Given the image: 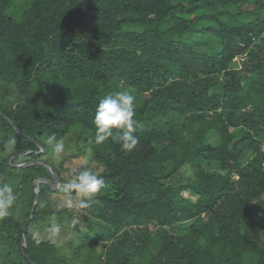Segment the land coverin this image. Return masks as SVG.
Masks as SVG:
<instances>
[{"label":"trees","instance_id":"obj_1","mask_svg":"<svg viewBox=\"0 0 264 264\" xmlns=\"http://www.w3.org/2000/svg\"><path fill=\"white\" fill-rule=\"evenodd\" d=\"M121 90L131 151L95 142L96 106ZM53 133L77 154L51 158ZM41 163L56 192L85 169L105 183L69 207L40 181L32 211L35 180H54ZM7 183L21 200L0 264H264V0H0ZM51 227L69 253L34 232Z\"/></svg>","mask_w":264,"mask_h":264},{"label":"clouds","instance_id":"obj_2","mask_svg":"<svg viewBox=\"0 0 264 264\" xmlns=\"http://www.w3.org/2000/svg\"><path fill=\"white\" fill-rule=\"evenodd\" d=\"M134 99L130 92L121 90L109 93L99 101L94 116L95 142L97 144L103 143L109 137L119 143L125 151H131L138 144L139 138L133 135L136 128L140 126L139 122L133 118L135 115ZM113 128L123 131L113 135ZM11 142L14 143L15 141L12 140ZM46 143L52 147L55 157L60 159L65 149L64 138H58L53 133L47 137ZM104 183L101 175L90 169H85L64 184L62 190L69 195L75 191L91 200L93 195L100 191ZM15 199L16 196L11 185L0 186V216L7 215L8 209ZM71 204L72 202L69 200L67 206L71 207ZM82 204L87 206L86 202H82Z\"/></svg>","mask_w":264,"mask_h":264},{"label":"rangeland","instance_id":"obj_3","mask_svg":"<svg viewBox=\"0 0 264 264\" xmlns=\"http://www.w3.org/2000/svg\"><path fill=\"white\" fill-rule=\"evenodd\" d=\"M25 0H18V4L21 5ZM15 11V9L13 8V12ZM75 135L73 134H70V135H66L64 137V140H65V149H64V152L61 154V157H65V156H68V155H71V154H77L78 152V146H79V142H77L75 140ZM51 158H54L55 161L57 162L58 159L55 157L54 154H51ZM84 160V157H79L77 159H73L72 161H70L68 163V166L69 168H71L72 166H74L75 164L81 162ZM17 165H21V164H16ZM9 185H11V187L13 188V192L16 196V199L15 201L13 202L12 206L8 209V212L7 214H10V213H15L17 214L18 213V210H19V203H20V200H21V195H20V191H17L16 190V183H7ZM59 185L60 183L58 182V185H56L54 187V191L53 193L49 194V197H48V201L51 202V204H56V205H59V206H63V205H66L67 202L69 200H71L72 204L71 205H77L78 203V197H79V193H77V195H67L65 193H63V191H57L56 190L59 188ZM3 186V185H1ZM19 186H18V190H19ZM53 227L49 228L48 230H35V234H37L39 237H52L55 236V242H56V245L58 247L61 248V252H65V253H69V251L67 250V248L65 247V244H68V241L70 239H73L74 238V234L72 233H63L62 231H52ZM55 230V229H54ZM62 232V233H61ZM75 239V238H74ZM73 239V240H74ZM97 249H101V244H99V246L97 247ZM70 255V254H69Z\"/></svg>","mask_w":264,"mask_h":264},{"label":"water","instance_id":"obj_4","mask_svg":"<svg viewBox=\"0 0 264 264\" xmlns=\"http://www.w3.org/2000/svg\"><path fill=\"white\" fill-rule=\"evenodd\" d=\"M41 164H42L47 170H49V172H51V174L53 175L54 180H53V182H51L49 179H37V180H35V193H36V197H35V200H34V204H33L32 211L34 210V208H35V206H36V203L38 202V183H39L40 181H44V182L50 184L51 188L54 189V187H55L56 185H58V182H59L58 177H57L56 174L51 170L50 166H48V165H46V164H44V163H41ZM23 165H25V164H23ZM24 244L27 245L26 241H25ZM32 264H36V263L32 262Z\"/></svg>","mask_w":264,"mask_h":264}]
</instances>
